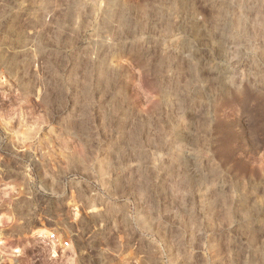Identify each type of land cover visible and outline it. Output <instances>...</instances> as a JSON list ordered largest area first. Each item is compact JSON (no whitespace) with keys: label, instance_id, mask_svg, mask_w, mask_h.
I'll return each mask as SVG.
<instances>
[{"label":"rangeland","instance_id":"obj_1","mask_svg":"<svg viewBox=\"0 0 264 264\" xmlns=\"http://www.w3.org/2000/svg\"><path fill=\"white\" fill-rule=\"evenodd\" d=\"M0 218L5 263L264 264V0H0Z\"/></svg>","mask_w":264,"mask_h":264},{"label":"built area","instance_id":"obj_2","mask_svg":"<svg viewBox=\"0 0 264 264\" xmlns=\"http://www.w3.org/2000/svg\"><path fill=\"white\" fill-rule=\"evenodd\" d=\"M3 178V176H2ZM24 197L23 194L15 197L16 199H20ZM1 219V218H0ZM49 220H51V215L49 216ZM4 224H10V221H7V222H3L0 224V226H3ZM39 231V230H38ZM37 232V235L36 238L39 239V240H42V243L45 247H39V249H42V253L44 255V258L46 257V261L50 262L51 264L55 263V261L57 260V257H58V248H63V247H57L56 246V242H57V239H58V236H57V233L52 231V229L50 228L49 230H46L47 233H41V232ZM7 237L6 236H2L0 234V264H16L15 261H12L13 263H10L9 261L7 263H5L6 260H9L10 258H8V255H6L3 251H2V248L1 247H6L7 246ZM64 244L66 246L69 245V242L68 241H65ZM64 248H68V247H64ZM16 252L15 253H23L25 252L24 248H18V249H15Z\"/></svg>","mask_w":264,"mask_h":264},{"label":"bare ground","instance_id":"obj_3","mask_svg":"<svg viewBox=\"0 0 264 264\" xmlns=\"http://www.w3.org/2000/svg\"><path fill=\"white\" fill-rule=\"evenodd\" d=\"M94 210V209H93Z\"/></svg>","mask_w":264,"mask_h":264}]
</instances>
